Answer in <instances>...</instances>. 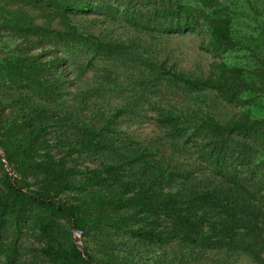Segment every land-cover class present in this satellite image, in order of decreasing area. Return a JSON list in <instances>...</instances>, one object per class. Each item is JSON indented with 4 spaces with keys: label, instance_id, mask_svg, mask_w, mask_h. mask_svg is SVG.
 Here are the masks:
<instances>
[{
    "label": "trees",
    "instance_id": "obj_1",
    "mask_svg": "<svg viewBox=\"0 0 264 264\" xmlns=\"http://www.w3.org/2000/svg\"><path fill=\"white\" fill-rule=\"evenodd\" d=\"M229 11L223 0H0V264H191L217 253L264 264V22L244 33ZM91 16L154 39L203 35L220 61L189 78L150 63L140 39L83 31ZM47 48L45 61L36 51ZM78 52L91 58L71 68ZM235 52L251 68L224 61ZM97 61L107 82L67 92L63 72L99 74ZM124 67L142 80L119 82ZM183 89L238 112L220 121L185 110L181 122L171 108L156 148L122 136L120 120L152 103L147 92ZM110 96L121 102L112 116L89 110ZM192 147L199 160L179 164Z\"/></svg>",
    "mask_w": 264,
    "mask_h": 264
},
{
    "label": "rangeland",
    "instance_id": "obj_2",
    "mask_svg": "<svg viewBox=\"0 0 264 264\" xmlns=\"http://www.w3.org/2000/svg\"><path fill=\"white\" fill-rule=\"evenodd\" d=\"M229 7V12L236 18L237 28L244 33L256 34L258 27L264 22V0H223ZM91 16L87 19L88 24L86 31L95 35L103 34L114 40H121L124 42H136L142 44L147 50L150 58V63H167V67L174 69L177 72L188 76L189 78H203L206 77L212 69V66L218 60L219 57H214L207 49L209 38L203 37V35H185V36H172L160 39H154L145 35L139 36V34L130 31L124 27L115 25H104ZM37 54L43 56V60L47 61L51 59L50 49L44 50L38 49ZM61 56V54L59 55ZM64 57V56H61ZM68 59L66 64L71 68H81L87 65V61L91 58L90 55H82L80 52L71 53L66 56ZM224 61L228 62L231 66H248L249 61L246 54H229L224 58ZM100 61L96 62L101 72L97 74L94 71L88 72L85 77L79 80L75 79L74 74L71 75L70 70L63 72V77L67 79L66 88L67 92L74 93L80 91H86L99 87V83L107 82L105 73L103 70H110V67L100 65ZM250 67V66H248ZM251 68V67H250ZM121 72L119 82H126V77H134L135 80L141 81L138 77L139 73L130 72L128 68H123ZM75 79V80H74ZM148 91V90H147ZM185 89L177 91V95L168 96H156L151 95L152 103L144 104L141 108L136 106L127 116L120 120V131L122 136L128 141H137L142 143L143 146L156 148V144L166 143V137L169 133L170 127L168 124V117L170 109L176 110V117L181 118L183 111L185 110H202L204 113H210L220 121H226L231 119L238 111L233 107L226 106L220 103L215 96L209 95L205 92L191 91L186 95ZM175 94V93H174ZM71 101L72 98L68 97ZM139 100V98H136ZM72 103L70 102L69 105ZM121 105L118 97H106L102 100L100 98H94L89 102V110H96L102 114H109L112 116L115 113V109ZM160 105V106H159ZM176 107V108H174ZM95 111V112H96ZM92 115V113L88 114ZM178 119V120H179ZM184 122L185 119H180ZM190 127V124L188 125ZM192 160H188L187 156H182L178 159L179 164H193V161L199 160V156L195 147L190 150ZM2 154V152L0 151ZM208 176V174H206ZM206 178V177H205ZM79 240L78 243L82 247L83 242L81 236L76 235ZM34 240H25L28 245H35ZM156 252H160L159 248ZM26 259L27 264H32V257L30 255ZM254 264L253 261L246 255H234L226 253L208 254L207 256H199L191 260V264Z\"/></svg>",
    "mask_w": 264,
    "mask_h": 264
}]
</instances>
